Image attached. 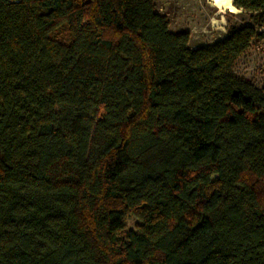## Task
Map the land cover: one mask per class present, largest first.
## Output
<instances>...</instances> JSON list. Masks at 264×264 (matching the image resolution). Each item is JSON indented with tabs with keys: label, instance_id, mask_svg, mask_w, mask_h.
<instances>
[{
	"label": "trees",
	"instance_id": "obj_1",
	"mask_svg": "<svg viewBox=\"0 0 264 264\" xmlns=\"http://www.w3.org/2000/svg\"><path fill=\"white\" fill-rule=\"evenodd\" d=\"M233 7L192 48L154 0H0V264H264V90L233 74L264 0Z\"/></svg>",
	"mask_w": 264,
	"mask_h": 264
},
{
	"label": "rangeland",
	"instance_id": "obj_2",
	"mask_svg": "<svg viewBox=\"0 0 264 264\" xmlns=\"http://www.w3.org/2000/svg\"><path fill=\"white\" fill-rule=\"evenodd\" d=\"M154 4L156 11L167 18L171 32L190 34L192 48L223 39L232 26L252 23L249 15L233 17L231 11L218 9L210 0H154ZM233 74L264 90V40L255 41L237 60ZM136 222L135 218L128 221L126 233L135 230Z\"/></svg>",
	"mask_w": 264,
	"mask_h": 264
},
{
	"label": "bare ground",
	"instance_id": "obj_3",
	"mask_svg": "<svg viewBox=\"0 0 264 264\" xmlns=\"http://www.w3.org/2000/svg\"><path fill=\"white\" fill-rule=\"evenodd\" d=\"M213 6L217 7L220 10H227L235 12L236 9L233 7V0H210Z\"/></svg>",
	"mask_w": 264,
	"mask_h": 264
}]
</instances>
